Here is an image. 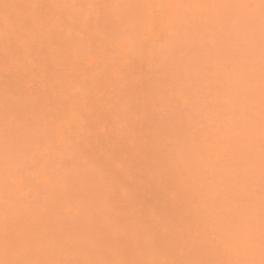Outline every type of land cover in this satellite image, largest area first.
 <instances>
[{
    "label": "rangeland",
    "instance_id": "obj_1",
    "mask_svg": "<svg viewBox=\"0 0 264 264\" xmlns=\"http://www.w3.org/2000/svg\"><path fill=\"white\" fill-rule=\"evenodd\" d=\"M0 264H264V0H0Z\"/></svg>",
    "mask_w": 264,
    "mask_h": 264
}]
</instances>
